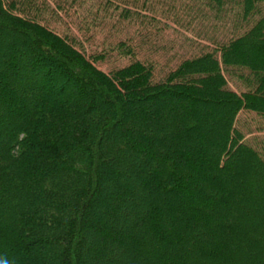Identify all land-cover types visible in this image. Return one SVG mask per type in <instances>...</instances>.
I'll use <instances>...</instances> for the list:
<instances>
[{"label": "trees", "instance_id": "1", "mask_svg": "<svg viewBox=\"0 0 264 264\" xmlns=\"http://www.w3.org/2000/svg\"><path fill=\"white\" fill-rule=\"evenodd\" d=\"M87 1L0 0V264H264V0Z\"/></svg>", "mask_w": 264, "mask_h": 264}, {"label": "rangeland", "instance_id": "2", "mask_svg": "<svg viewBox=\"0 0 264 264\" xmlns=\"http://www.w3.org/2000/svg\"><path fill=\"white\" fill-rule=\"evenodd\" d=\"M89 1H91V0H88L87 2H86V4H85V6H88L89 5ZM96 1V0H95ZM81 2H83V0H81ZM175 4L177 3V1H175L174 2ZM84 6V7H85ZM65 10V12H63L62 11V18L65 20V22L67 21V22H69V21H72L73 19V17L74 16H70V17H68L69 15H73V13H74V11L76 10V7L74 6V7H72L71 9H64ZM67 17V18H66ZM3 24V23H2ZM6 27V29L4 28L3 30H0V67H1V65L4 63L3 62V60L5 59V57H6V55H7V50H8V48H11V47H13L16 43H18V42H21L22 41V38L21 37H19V36H16V35H14V34H12L10 31H8V28H9V26H8V24H4ZM72 27V26H71ZM73 28V27H72ZM86 31L85 30H83V31H81L80 33H79V35H80V37H81V39H83V42L85 43V44H87V41H84V39H86L87 38V35H86V33H85ZM181 32V31H180ZM226 32L227 31H221V35L222 36H224V34H226ZM165 34H167V33H165ZM193 34V35H192ZM191 34V36H197V34H198V32H197V30L196 31H194L193 33ZM229 34V33H228ZM204 36H207V34H205ZM207 39V38H206ZM9 40H11V41H13V43L12 44H7V42L9 41ZM243 51L246 53V54H250V56H253L251 53H250V51H249V49L247 48V46H244L243 48ZM257 57H259L258 55L256 56V58ZM113 62H114V60L113 59H108V61H105V62H103V63H97L96 65H97V67H99V68H101V69H103L104 71H106V72H108L109 71V69H111V67H113L112 66V64H113ZM6 64V63H5ZM8 82H9V84H11L12 86V89L14 90L15 89V87H13V84H12V81L10 80V77H8ZM56 89V93L57 94H59V97L60 98H62L63 96H65L66 94H70L71 92H68V90L66 89V90H63V91H60L59 90V88L58 87H56L55 88ZM208 90L210 91L211 90V87H208ZM17 96H19V97H24V92H18L17 91ZM28 99H30V98H27V100ZM29 101V100H28ZM28 108H30V107H37L38 106V103L35 101L34 103H32V102H29L28 104ZM200 112H202V113H204L205 112V110L203 109V110H200ZM247 121H248V123H250L251 124V127H252V129H253V131L254 132H252L251 134H248V133H246L245 131H244V138L243 139H241L240 140V143H248V145H252L251 147L256 151L257 150V146H256V143H257V141L260 139V138H264V117L262 116V115H259V114H252L251 113V115L249 114V115H247ZM5 124H7V123H5ZM133 125H135V128H136V135H139V133H141V132H143L142 131V127L141 126H139V125H136V124H133ZM171 126H173V125H171L170 124V128H167V124H163L161 127H160V129L156 132L155 130H151V131H146L147 132V135H150V134H152V135H154V137L155 138H157V139H164L165 137H166V134L168 133V132H173L172 131V127ZM174 126H175V124H174ZM199 127H200V131H201V133H205V134H207V135H210V131H209V127H208V125H207V123L201 118L200 119V121H199ZM259 128V129H258ZM257 129V130H256ZM243 134H242V137H243ZM239 135V134H238ZM196 137H197V135H195ZM194 136V137H195ZM5 138H6V135L4 134V132L3 131H0V145L1 144H3V142L5 141ZM249 146V147H250ZM176 149H180V150H184V148H183V146H177L176 147ZM156 151H159V149L158 148H156ZM214 150H212V149H210V148H208L207 149V156H213L214 155ZM264 153V152H263ZM134 161V159H133V156H131L130 158H128V159H123V162L124 163H129V161ZM135 161H136V159H135ZM56 164H58L59 162H55ZM242 163H244L243 165H242ZM241 164V166L240 167H238V172H239V175L240 176H243V175H247V171H255V170H257L256 169V167L255 166H253V164L251 165V163H249L248 161H246V160H242V162L240 163ZM121 165V164H120ZM119 164H116V169L118 170L119 168ZM138 167H140L139 166V162L138 163H134V168H135V170H136V168H138ZM132 168V167H131ZM15 171V170H14ZM163 178L164 179H166L167 178V176H163ZM131 179H130V176H126V174H124V176L122 177V181L120 182L121 184H126V185H129V186H132L133 188H134V186L136 187V189L138 190L139 189V186H136V184H133V182H131L130 181ZM234 181H240L241 182V179L239 178V177H234V179H233ZM239 189H241L240 187H239V185H238V190H236L235 192H234V195H235V199H236V201H238V202H240V199H241V197H243V195H245L246 193L245 192H243V191H241V190H239ZM258 186L257 185H255V184H253L252 185V190H255V191H258ZM232 192H233V189L231 190ZM141 194V193H140ZM140 194H139V196H140ZM264 194V193H263ZM262 193H260V195H263ZM141 197V196H140ZM136 206V202L135 201H133V202H130V203H128L127 204V208H130V207H135ZM139 208H140V206H138ZM124 210H126V208L125 207H123V209H122V213H120L119 215H118V217H117V224H116V226H117V229H118V231H124V229H127L126 227L125 228H123L124 227V222L126 221V217H127V215L129 214V211H124ZM126 212V213H125ZM139 214H140V212H139ZM223 214V213H222ZM8 220L9 221H11L14 217H15V211L14 212H9L8 214ZM132 224V221H129V223H128V225H131ZM216 225H217V227H219V226H221V222H219V223H216ZM137 233H141V230H139V231H137ZM137 235H139V234H137ZM197 240H199V238L197 237L196 238ZM146 241V244L148 245V246H150V242L148 241V240H145ZM148 246H147V248H148ZM105 251H106V256H107V262L108 263H110V264H113L114 263V261H115V259H116V257H117V255L114 253V249H113V247H107L106 249H105ZM125 256H127V254H126V252L125 253H123ZM162 254V253H161ZM123 255V256H124ZM175 255H177V253L176 254H174V256ZM237 255H238V253H236V256H235V258L237 257ZM132 256H130V255H128L127 256V259H129V261H130V263L133 261V259L131 258ZM131 259V260H130ZM144 259V260H143ZM143 261H145V262H152L153 263V260L150 258V257H148V256H146V255H142V259H139V264H145V263H143ZM196 262H195V260L193 259V258H190L188 255H187V257H186V259H185V264H195ZM132 264V263H131ZM210 264H215V262H213V263H210Z\"/></svg>", "mask_w": 264, "mask_h": 264}]
</instances>
